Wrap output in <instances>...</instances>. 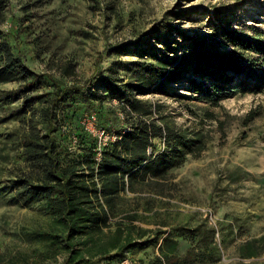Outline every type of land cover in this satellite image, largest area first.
<instances>
[{
  "label": "trees",
  "instance_id": "trees-1",
  "mask_svg": "<svg viewBox=\"0 0 264 264\" xmlns=\"http://www.w3.org/2000/svg\"><path fill=\"white\" fill-rule=\"evenodd\" d=\"M9 3L0 0V22ZM20 19L0 31V84L18 83L14 90L0 88V124L19 119L5 139L17 147L22 163L5 185L0 182V195L35 204L45 222L24 233L36 247L14 255L0 252V264H111L133 250L156 247L160 239L159 254L139 264L212 262L218 255L215 230L204 223L164 232L138 226L137 214L126 215L127 222L110 220L121 193L135 191L136 183L167 179L205 147L199 132L177 126L160 103L137 96L167 94L172 85L187 84L197 99L218 105L237 94L262 92L264 30L253 27L249 34L218 20L212 24L216 43L205 38L188 43L174 30L156 34L134 49L137 59L124 65L126 77L110 69L94 82L96 92L67 82L76 74L72 62L56 64L55 73L33 70L27 49L44 48ZM112 99L120 105H112ZM91 114L97 128L117 136L100 149L98 138L82 124ZM182 243H187L183 254Z\"/></svg>",
  "mask_w": 264,
  "mask_h": 264
},
{
  "label": "rangeland",
  "instance_id": "rangeland-1",
  "mask_svg": "<svg viewBox=\"0 0 264 264\" xmlns=\"http://www.w3.org/2000/svg\"><path fill=\"white\" fill-rule=\"evenodd\" d=\"M18 19L31 25V38L39 36L44 48L40 53L27 49L33 70L55 73L56 64L72 62L76 74L67 82L97 92L94 82L110 69L126 77L124 65L137 59L134 49L156 34L174 30L185 34L188 43L196 38L216 43L212 24L218 20L249 34L253 27L264 30V0H10L0 31L7 32ZM121 46L128 51L117 52ZM17 87L16 81L0 84L2 89ZM195 96L187 84H174L167 94L137 96L160 103L177 126L199 132L205 147L167 179L136 183L135 191L121 193L110 220L127 222L126 215L137 214L135 224L164 232L204 223L215 230L218 247L208 264H264V90L237 94L218 105ZM111 103L120 105L116 99ZM19 125V119L0 124L1 186L22 164L17 147L5 139ZM40 215L35 204L12 203L9 195H0V252L14 255L36 247L24 233L45 222ZM160 244L161 239L156 247L127 256L140 260L158 255Z\"/></svg>",
  "mask_w": 264,
  "mask_h": 264
},
{
  "label": "built area",
  "instance_id": "built-area-1",
  "mask_svg": "<svg viewBox=\"0 0 264 264\" xmlns=\"http://www.w3.org/2000/svg\"><path fill=\"white\" fill-rule=\"evenodd\" d=\"M82 124L85 128L93 133L98 138V148L100 149L102 146L106 145L108 141L113 142L117 139L116 135L108 134L104 129L97 128L96 126V116L95 114L86 115ZM99 161V156L97 157ZM119 264H139L138 261L130 256H126L120 260Z\"/></svg>",
  "mask_w": 264,
  "mask_h": 264
}]
</instances>
